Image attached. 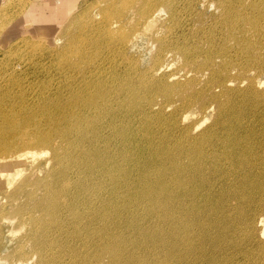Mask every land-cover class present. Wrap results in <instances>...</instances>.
I'll return each instance as SVG.
<instances>
[{"label": "bare ground", "instance_id": "1", "mask_svg": "<svg viewBox=\"0 0 264 264\" xmlns=\"http://www.w3.org/2000/svg\"><path fill=\"white\" fill-rule=\"evenodd\" d=\"M213 1L208 21L196 0H109L93 22L78 24L84 9L58 26L64 44L34 68L63 94L45 98L44 115L0 116V186L24 175L27 150L51 154L20 185L27 201L2 207L28 228L18 262L190 264L214 219L238 259L264 234V116L257 131L250 115L264 91L241 97L247 80L264 86L248 74L264 67V0ZM145 42L156 48L147 69L128 54Z\"/></svg>", "mask_w": 264, "mask_h": 264}, {"label": "rangeland", "instance_id": "2", "mask_svg": "<svg viewBox=\"0 0 264 264\" xmlns=\"http://www.w3.org/2000/svg\"><path fill=\"white\" fill-rule=\"evenodd\" d=\"M108 4L109 0H0V107L6 109L0 116L25 109L34 111L37 116L45 114L43 112V108L46 109L44 103L48 101L45 98L51 95L63 94V90L57 89L56 78H53V80L52 77L54 76H48L50 72L47 69L46 71L42 68L35 70L34 64L40 61L42 57H45V55H49L51 50L60 49L64 44V40L63 42L62 40L61 42L59 41L60 43L57 41L56 36L58 34L56 30L60 28L58 27L59 25L61 26L66 22L65 20L69 13L77 12L78 15L85 9L86 13L78 18V24H89L93 22V18L97 16V13ZM195 4L198 12L204 15L202 19L208 21L212 20L214 15H218L216 10L217 2L213 0H196ZM164 17L169 18V15L165 13ZM171 24L167 23L165 29ZM141 46V49L137 47L130 49L128 54L134 60L138 61L139 59V65L142 64L140 65L141 68L147 69L156 48L153 47V44L148 46L146 42ZM151 48L153 49L151 50ZM28 51L31 52L28 53ZM179 61L178 59L173 62L171 68L179 65ZM250 73H248L250 77H256L255 79L264 82V67L253 69ZM52 74H55V72H52ZM248 74L247 76L246 74H240L238 78H250ZM242 84L241 97L256 90L264 91V86L260 87L257 83H252V80H247ZM248 84L252 85L249 90L245 89L249 86ZM42 95H45V97L39 98ZM236 105L241 107L240 111L246 106L242 102ZM166 111L169 113L172 109L168 107ZM181 114H172L170 117L175 116L176 119L180 120L183 118ZM11 115L9 114V116ZM250 115L257 126V131L263 128L260 121H262L264 116V105H260L257 111L252 110ZM193 121H195V118L192 115L191 119L186 120L184 124L188 125ZM246 121L250 124L248 115H246ZM209 124L210 121L208 120L199 130L195 131V134L201 133ZM27 151L35 154L29 155L28 163L26 162L25 164L24 175L10 181L9 183L11 184L7 182L5 185L0 186V241L2 242H0V264H24L18 262L17 257H13L12 254L15 253L23 237L24 242L26 241L28 233V228L21 227L20 217L14 213L3 214L2 207H11V204L19 206L27 201V194L18 192L20 185L26 183L28 179L42 177L45 167H47V161L51 157V154L39 157V148H31ZM39 164L44 165L40 167ZM15 195L17 197L13 200ZM262 196L263 193L261 191L260 193L255 192L254 197L251 198L252 204L257 198ZM214 222L215 219L209 227L211 231L207 233L206 246H197V248L204 249L197 251L195 258L192 263L190 261V264H222L220 258H222L224 253H230L231 260L229 264H264V261L259 258L260 253L264 251L263 224L257 228L256 241L250 242L249 245L247 243L246 250L248 252H242L237 259L236 254L240 252L239 249L233 244L225 243L229 241L230 236L227 241H223L224 233L217 232ZM215 248L216 250H214ZM199 254H201L200 259H197ZM245 254L249 255H246L250 258L249 260L246 259ZM36 261L37 257L32 260V264H35Z\"/></svg>", "mask_w": 264, "mask_h": 264}]
</instances>
